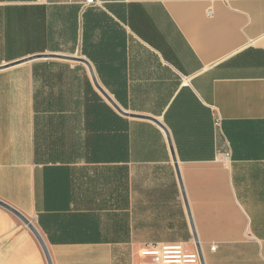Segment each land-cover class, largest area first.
Segmentation results:
<instances>
[{
	"label": "crops",
	"instance_id": "0c3cea01",
	"mask_svg": "<svg viewBox=\"0 0 264 264\" xmlns=\"http://www.w3.org/2000/svg\"><path fill=\"white\" fill-rule=\"evenodd\" d=\"M97 1L0 0V200L52 264H264V0Z\"/></svg>",
	"mask_w": 264,
	"mask_h": 264
},
{
	"label": "built area",
	"instance_id": "2783aa9c",
	"mask_svg": "<svg viewBox=\"0 0 264 264\" xmlns=\"http://www.w3.org/2000/svg\"><path fill=\"white\" fill-rule=\"evenodd\" d=\"M85 4H96L97 0H84ZM215 249L213 245L211 247ZM139 264H201L198 251L187 250L182 243H146L139 251Z\"/></svg>",
	"mask_w": 264,
	"mask_h": 264
},
{
	"label": "water",
	"instance_id": "95a60500",
	"mask_svg": "<svg viewBox=\"0 0 264 264\" xmlns=\"http://www.w3.org/2000/svg\"><path fill=\"white\" fill-rule=\"evenodd\" d=\"M88 66H89V63L85 60H83ZM109 101H111V103L115 106V108L119 111H121V109L118 107V105L113 102L108 96H106ZM0 205L4 206L5 208H7L8 210H10L12 213H14L19 219H21L25 224H27V226L29 227V229L33 232V234L35 235V237L37 238L38 242L40 243L42 249H43V252L45 254V257L47 259V262L48 264H52V261H51V258H50V255H49V252L46 248V245L44 243V241L42 240L40 234L38 233V231L36 230V228L34 227V225L23 215L21 214L20 212H18L16 209L12 208L11 206L5 204L4 202H2L0 200ZM198 252L200 254V259H201V264H205L204 262V258H203V255L201 253V251L198 249Z\"/></svg>",
	"mask_w": 264,
	"mask_h": 264
}]
</instances>
